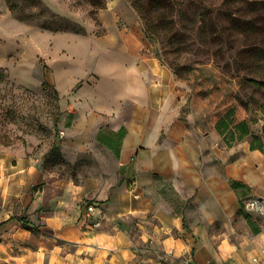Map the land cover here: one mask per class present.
<instances>
[{
    "label": "crops",
    "instance_id": "1",
    "mask_svg": "<svg viewBox=\"0 0 264 264\" xmlns=\"http://www.w3.org/2000/svg\"><path fill=\"white\" fill-rule=\"evenodd\" d=\"M99 18L98 33L32 31L59 98L55 144L75 174L43 171L24 149L5 153L0 264H264V217L241 205L264 199V151L223 146L216 122L185 110L184 83L145 52L130 0ZM87 199L102 201L97 228L78 222ZM239 220L253 235L233 242L222 230Z\"/></svg>",
    "mask_w": 264,
    "mask_h": 264
},
{
    "label": "rangeland",
    "instance_id": "2",
    "mask_svg": "<svg viewBox=\"0 0 264 264\" xmlns=\"http://www.w3.org/2000/svg\"><path fill=\"white\" fill-rule=\"evenodd\" d=\"M130 2L146 28L145 52L158 57L184 83L185 110L192 109L196 121L205 127L231 112L233 123L245 120L250 134L237 141L235 133L232 142L222 137L223 146L246 147L257 137L264 147V88L254 82L264 80V0ZM104 6H108L105 0H0L3 175L11 167L1 158L7 151L22 149L43 171H53L61 179L75 174L61 154L45 163L48 151L61 139L63 120L50 71L33 54L32 31L98 33L102 29L99 11ZM32 183V190L42 188L37 177ZM249 226L235 221L222 233L236 242L238 236L253 235Z\"/></svg>",
    "mask_w": 264,
    "mask_h": 264
},
{
    "label": "built area",
    "instance_id": "3",
    "mask_svg": "<svg viewBox=\"0 0 264 264\" xmlns=\"http://www.w3.org/2000/svg\"><path fill=\"white\" fill-rule=\"evenodd\" d=\"M109 5L114 0H105ZM242 207L250 214L264 217V199L259 196L245 197L241 201ZM105 219V213L103 207L98 200L92 199L82 203L81 212L78 218V222L82 227L97 228L101 225ZM256 261V258H254ZM183 264H188L183 263Z\"/></svg>",
    "mask_w": 264,
    "mask_h": 264
},
{
    "label": "trees",
    "instance_id": "4",
    "mask_svg": "<svg viewBox=\"0 0 264 264\" xmlns=\"http://www.w3.org/2000/svg\"><path fill=\"white\" fill-rule=\"evenodd\" d=\"M141 17V14L139 11H137ZM145 17V16H144ZM142 19V17H141ZM143 20V19H142ZM145 26V25H144ZM150 27V26H149ZM146 30V28H145ZM0 76H2V70L0 69ZM255 84L257 86H260L262 88H264V80H259V81H254ZM231 112H227L223 117H221L220 119H218L216 121V129L218 131V133L225 139H227L228 141L232 142L235 141V137L234 134H238V136L236 137L237 141L239 139H241L244 136H247L248 134H250V129L246 123L245 120H242L236 124L233 123V119H231ZM250 148L251 149H258L261 151H264V147L262 145V141L255 137L254 139L251 140L250 142ZM61 153L59 151L58 145L53 144V146L51 147V149L48 151L46 158H45V163H50L52 162L51 157L54 156H59ZM63 160V159H62Z\"/></svg>",
    "mask_w": 264,
    "mask_h": 264
}]
</instances>
